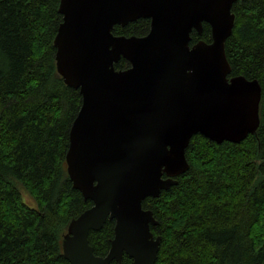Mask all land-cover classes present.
Listing matches in <instances>:
<instances>
[{"label": "water", "instance_id": "water-1", "mask_svg": "<svg viewBox=\"0 0 264 264\" xmlns=\"http://www.w3.org/2000/svg\"><path fill=\"white\" fill-rule=\"evenodd\" d=\"M237 0H60L55 62L78 89L80 108L69 130L66 171L92 205L72 218L61 239L70 264H154L161 236L146 197H158L189 168L186 148L200 134L241 142L259 126L261 85L229 76L225 41ZM149 19L144 36L115 35V25ZM210 26L211 41L191 32ZM121 58L126 69H116ZM114 220L105 256L88 241Z\"/></svg>", "mask_w": 264, "mask_h": 264}, {"label": "trees", "instance_id": "trees-1", "mask_svg": "<svg viewBox=\"0 0 264 264\" xmlns=\"http://www.w3.org/2000/svg\"><path fill=\"white\" fill-rule=\"evenodd\" d=\"M59 2L0 0V264H70L62 236L92 205L66 171L81 95L56 69ZM232 12L225 41L229 76L260 83L259 126L239 143L193 135L188 170L158 197L142 201L157 220L152 233L161 236L154 264H264V0H237ZM148 30L149 19L140 18L112 32L144 36ZM198 40L211 41L207 23L200 35L191 32L190 44ZM114 67L129 63L121 58ZM113 227L107 219L89 231L94 254H107ZM110 264L132 259L123 254Z\"/></svg>", "mask_w": 264, "mask_h": 264}, {"label": "rangeland", "instance_id": "rangeland-1", "mask_svg": "<svg viewBox=\"0 0 264 264\" xmlns=\"http://www.w3.org/2000/svg\"><path fill=\"white\" fill-rule=\"evenodd\" d=\"M24 197H25L26 201H28V202L30 201L29 198L26 195H24ZM32 204L33 205L35 204L34 201H32Z\"/></svg>", "mask_w": 264, "mask_h": 264}]
</instances>
